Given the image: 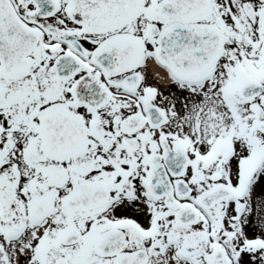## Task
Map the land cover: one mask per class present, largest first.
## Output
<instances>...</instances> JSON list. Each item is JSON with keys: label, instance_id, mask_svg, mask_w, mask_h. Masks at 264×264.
Segmentation results:
<instances>
[{"label": "snow or ice", "instance_id": "1", "mask_svg": "<svg viewBox=\"0 0 264 264\" xmlns=\"http://www.w3.org/2000/svg\"><path fill=\"white\" fill-rule=\"evenodd\" d=\"M0 264H264V0H0Z\"/></svg>", "mask_w": 264, "mask_h": 264}]
</instances>
